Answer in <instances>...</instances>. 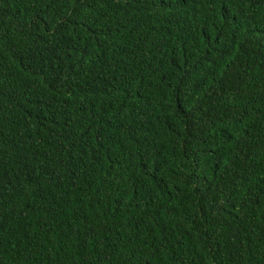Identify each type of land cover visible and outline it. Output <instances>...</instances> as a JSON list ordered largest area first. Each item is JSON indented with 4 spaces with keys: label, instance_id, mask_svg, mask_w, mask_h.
I'll use <instances>...</instances> for the list:
<instances>
[{
    "label": "trees",
    "instance_id": "trees-1",
    "mask_svg": "<svg viewBox=\"0 0 264 264\" xmlns=\"http://www.w3.org/2000/svg\"><path fill=\"white\" fill-rule=\"evenodd\" d=\"M0 264H264V0H0Z\"/></svg>",
    "mask_w": 264,
    "mask_h": 264
}]
</instances>
